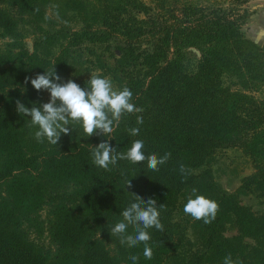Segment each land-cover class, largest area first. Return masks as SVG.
I'll list each match as a JSON object with an SVG mask.
<instances>
[{"label":"trees","instance_id":"16d2710c","mask_svg":"<svg viewBox=\"0 0 264 264\" xmlns=\"http://www.w3.org/2000/svg\"><path fill=\"white\" fill-rule=\"evenodd\" d=\"M47 1L0 0V264H132L133 255L137 264H163L186 241L174 212L192 188L214 200L219 210L211 223H202L205 245H196L186 264H223L229 253L233 260L235 250L222 235L227 215L234 217L236 243L255 244L234 264H264V215L256 216L223 193L209 168L218 151L241 146L258 170L250 180H264V103L252 95L264 85V44L242 33L249 18L243 6L250 0H231L227 8L183 2L174 10L166 0H151L162 11L155 16L141 0H65L79 16L80 29L44 32L29 52L22 24L32 17L50 24L44 12ZM128 4L147 18L136 21L123 7ZM147 22L157 28L151 51L138 47ZM117 37L123 45L113 49L119 59L111 73L119 89L132 91V102L143 112L125 115L110 136L84 139L70 125L71 133L62 135L57 145L38 143L29 118L15 110L16 100L29 108L45 103L25 78L54 66L67 82L73 47ZM52 44H59L58 56H39V50L48 51ZM187 48L200 55L193 73L183 63ZM224 77L236 83L225 87ZM87 81L74 82L85 88ZM137 115L143 124H136ZM133 127L140 129L137 136L129 135ZM106 139L120 152L140 139L145 155L169 152L171 158L158 172L149 170L147 161H118L105 171L92 164L91 149ZM181 163L191 170L186 180L178 171ZM127 179L130 189H124ZM130 193L157 202L164 230H148L151 259L144 257L143 244L128 247L109 234L134 202Z\"/></svg>","mask_w":264,"mask_h":264},{"label":"clouds","instance_id":"9594fccd","mask_svg":"<svg viewBox=\"0 0 264 264\" xmlns=\"http://www.w3.org/2000/svg\"><path fill=\"white\" fill-rule=\"evenodd\" d=\"M24 83L31 84L37 91L49 93V100L39 106L25 107L20 101H15L16 112L29 118V128L35 129L34 139L38 143L45 141L50 145H57L62 135H69L72 129L70 125L77 126L82 131V138L87 139L93 135L110 136L121 119L128 114L142 113L143 108L137 107L133 102L132 91L124 87L117 90L108 77L90 76L87 86H81L69 79L63 82L56 73L54 66L34 77H26ZM136 124H143V117L137 115ZM130 136L139 134V127L129 130ZM106 139L91 149L92 164L105 171H110V166H116L118 161H127L136 165L147 161V167L153 172H158L160 166L165 165L171 158V153L165 152L162 156L156 154L145 155L143 140H134L131 146L124 152L117 151ZM183 179H187L191 170L183 163L178 169ZM132 184L127 179L124 189H130ZM134 202L127 206L122 213V220L110 229V236L118 237L121 244L128 247L144 245L143 255L146 259L152 258V249L149 246L151 236L149 229L155 228L163 231V225L159 220L160 212L156 200L149 198L147 201L138 194L130 193ZM164 207L160 205L159 208ZM219 210V205L203 195L197 194V189L192 188L191 194L183 207L186 216L194 221L211 223ZM129 227L132 233L128 232ZM132 264H137L138 257H129ZM223 264H234L229 253L223 259Z\"/></svg>","mask_w":264,"mask_h":264},{"label":"rangeland","instance_id":"374dc122","mask_svg":"<svg viewBox=\"0 0 264 264\" xmlns=\"http://www.w3.org/2000/svg\"><path fill=\"white\" fill-rule=\"evenodd\" d=\"M67 1V0H66ZM65 0H48L47 8H44L45 14L48 16L50 24H43L37 22L35 18H27L21 27L22 33L25 36L24 43L29 52H34V44L37 40L44 36V32L48 34L55 35L56 33H70L73 31H78L81 27L79 16L73 10H70L66 5ZM130 1V0H129ZM167 6L172 10L178 9V3H192L200 4L209 7H217L221 5L223 8L230 6L231 0H166ZM137 2V1H136ZM139 3V2H137ZM135 3V5H137ZM141 3L146 6L150 11L151 16H155V13H162L160 5L155 1L151 0H141ZM139 3V4H141ZM127 14L136 21H143L148 16L144 12H137V6H123ZM244 8V6H243ZM142 9V8H141ZM246 9V8H245ZM145 11L144 9H142ZM249 13L251 12L246 9ZM254 12H259V9H255ZM146 26L143 36L140 38L138 47L141 50L151 51L156 44L157 36L156 26L154 24L147 22L143 24ZM264 34V33H263ZM4 40L0 38V48L3 46ZM54 45V46H52ZM49 46L48 51H40L39 56H47L54 58L59 55L60 47L59 44H52ZM117 45H123L121 38H111L109 41L102 44H91L89 42H82L77 47L71 49L70 58L68 59V70L69 79L75 81L77 79L89 80L90 76L108 77L111 79L115 89L118 88V83L113 75L116 60L119 59L114 52V48ZM183 63L185 69L188 73L195 72L197 61L200 57L199 52L194 48H187L182 51ZM169 58H171L169 56ZM116 76L120 78L119 73ZM223 85L225 87H232L236 83L235 79L229 77H224ZM237 87V86H235ZM238 88V87H237ZM253 97L262 103H264V85L260 86L254 93ZM42 100L46 103L49 100V93L46 91L41 92ZM211 170L213 182L215 185L223 192L231 195L239 204L247 207L256 216L264 215V180L263 179H253L250 180L252 176L257 174L252 157L247 153V151L241 146L230 147L224 150L218 151L212 158L209 164ZM186 198L182 202L184 207L187 202ZM183 207L179 208L174 212V221L182 227L186 241H182L178 245V249L168 255L163 264H186L189 255L196 245H205L202 241L203 221H194L190 216H186L183 212ZM224 228L222 235L228 240L226 245L233 247L235 252L233 253V261H241L248 253L249 249L255 244L249 240H245L241 244H237L235 237L237 235L234 217L227 215L224 218ZM234 239V240H233Z\"/></svg>","mask_w":264,"mask_h":264},{"label":"crops","instance_id":"0c3cea01","mask_svg":"<svg viewBox=\"0 0 264 264\" xmlns=\"http://www.w3.org/2000/svg\"><path fill=\"white\" fill-rule=\"evenodd\" d=\"M244 8L248 9L251 14L242 27L244 36L252 42L264 44V0H250ZM259 12H254L255 9Z\"/></svg>","mask_w":264,"mask_h":264}]
</instances>
